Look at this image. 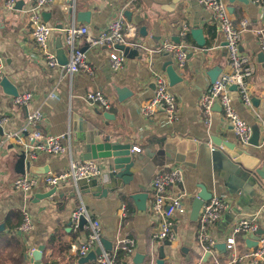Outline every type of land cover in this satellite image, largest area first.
<instances>
[{
	"label": "crops",
	"instance_id": "crops-1",
	"mask_svg": "<svg viewBox=\"0 0 264 264\" xmlns=\"http://www.w3.org/2000/svg\"><path fill=\"white\" fill-rule=\"evenodd\" d=\"M17 1L23 2L22 10L14 9V6L9 9L5 6L7 0H0V56L3 59L0 79L2 76L9 77L18 93L30 92L32 100L27 110L25 106L17 107L13 103V96L5 93L0 86V113L10 116V120L0 128V138L4 132L18 131L25 121L26 113L39 109L42 119L38 129L63 135L62 141L70 146V154L36 152L30 158L31 163L46 172L38 175L66 171L70 159L84 160L79 142L92 120L100 124L108 122L105 131L121 141L130 142L145 159L140 164L143 171L134 175L135 182L141 187L123 186L115 192H108L106 196H95L87 191L77 193L74 197L66 194L58 197L55 194L34 202L35 193L46 192L50 187L41 184L27 193L13 189L11 182L17 176L16 151L24 148L13 141L5 146L0 145V224H3V230L0 231V264H31L28 258L25 259V254L41 245V260L44 264H97V257L95 260L79 262L82 256L78 254L77 246L85 240L88 228H74L70 216L80 201L91 217L99 220L101 236L109 240L112 247L124 237L135 241L133 255H122L118 263L134 264L133 256L140 253L145 255L141 264H149L151 260L156 264L159 246H163L164 264L197 263L199 259H204V254L195 238L197 219H191V206L201 185L212 196L221 197L230 203V208L210 229L211 237L219 247H215L216 254L223 258L227 255L222 244L240 218H254L259 225V234L264 235V184L239 185L237 178L229 174L221 162L211 158V138L239 142L218 103H214L208 114L199 106L201 95L211 84L208 71L214 66H220L222 71L228 70L223 38L215 33L211 25V13L199 0H75L77 11L91 12L90 22L75 23L87 24L93 33L106 29L119 10L123 9L131 10L132 16L143 17L140 25L146 26L150 35L147 38L138 34L132 39L134 44L130 47L138 48V55L126 56L125 66L120 72L111 69L110 50L107 47L89 48L83 39H76L75 48L87 47L85 51L94 69L93 75L85 72L70 75L58 67H49L31 36L30 14L26 10L33 0H15V4ZM226 2L228 7L233 8L230 14L235 21L243 17L249 20V27L242 34L240 48L250 56L255 66L250 90L251 97L259 100L257 105L252 103L246 106L233 90L232 102L246 122L259 128L261 136L264 130V61L261 60L264 57L254 29L264 27V18L259 16V6L250 0ZM64 5L63 0H57L43 8L42 11L51 13L49 24L60 22L66 28L72 23L71 14H68ZM194 24L203 31L204 46H198L190 34ZM58 36H63V32L54 29L50 36V46L54 51L55 38ZM177 36L179 43H176ZM165 41L188 47L191 56L182 69L176 67L171 54L160 48ZM167 61H171L182 78L170 86L176 97L177 117L172 123H167L161 113L146 117L139 110L140 104L154 93L153 72L166 75L162 66ZM94 89L101 90L108 98L110 107L107 110L86 100V92ZM120 96L123 99L120 100ZM106 112L107 119L102 116ZM27 133L22 135L24 143L28 142ZM244 147L264 161L261 146L248 144ZM96 160L102 173L108 170L107 159ZM175 165L182 169L183 180L172 189L186 192L183 201L189 210L176 214V241L169 244L165 241L154 242L151 236L156 222L148 212L152 199L151 182L156 172ZM70 184L68 182L58 187L64 188ZM132 190L147 193L144 210L138 209L130 197ZM123 210L125 216L122 215ZM23 212L29 214L33 227L28 232L19 233L17 228ZM244 235L234 236L238 252L247 249ZM260 264H264V260Z\"/></svg>",
	"mask_w": 264,
	"mask_h": 264
},
{
	"label": "built area",
	"instance_id": "built-area-1",
	"mask_svg": "<svg viewBox=\"0 0 264 264\" xmlns=\"http://www.w3.org/2000/svg\"><path fill=\"white\" fill-rule=\"evenodd\" d=\"M57 0H33L31 6L26 10L29 12V25L31 36L36 44V48L41 53L43 60L49 67H58L64 72L72 75L77 72L94 74L93 67L88 62L86 51L75 48L74 41L83 39L89 48L107 47L109 52L110 67L114 72L123 70L126 62V55L116 46L132 45V39L138 35V28L135 24L126 20L121 9L117 15L109 22L106 29L93 33L87 24H76L72 18V23L62 29L63 44L68 49V61L60 65L56 59V54L50 46V36L54 31L53 25L45 22L41 12L43 8ZM64 8L68 11L75 6V0H63ZM259 6L260 18H264V0H250ZM203 6L211 13V25L215 33L222 36L227 52L228 70L221 71L218 77L211 83L205 93L199 99V106L205 114L210 113L214 103H218L225 120L232 127L238 142L246 146L251 138L253 127L246 122L237 112L233 105L231 92L232 85L236 86L235 91L242 103L251 106L250 80L255 71V66L250 56L241 51V38L243 32L249 27V20L246 17L235 21L228 10L226 0H199ZM15 0H7L5 6L13 8ZM257 35L260 49L264 52V27L254 29ZM160 48L172 55L174 63L178 69H182L187 61L188 47L183 44L173 42H163ZM3 67V59L0 56V71ZM154 93L143 101L139 110L146 117H151L158 113L164 116L167 123H172L176 119V97L171 91L167 76L155 71L153 72ZM86 100L97 103L101 108L107 110L110 102L105 94L99 90H89L85 95ZM32 100L30 92H21L13 96V103L17 107H27ZM42 119L39 109L30 111L22 127L18 131L4 132L0 138V145H5L9 141L21 144L28 158L34 157L36 152L47 154H70V146L63 143V135L45 133L38 129V124ZM10 116L0 113V128L8 121ZM28 132V142L22 141V135ZM259 146L264 150V130L259 137ZM27 147V148H26ZM29 148V150H28ZM135 151L134 148H132ZM102 170L96 159L73 160L70 159L69 167L60 173H49L38 175L25 173L15 176L12 180V187L24 193L30 192L39 185L47 187H58L68 182L75 184L79 179H91L100 176ZM183 180L182 169L178 166H170L165 170L154 174L151 182L152 199L148 206V212L155 219V228L152 232V240L170 241L177 240L176 222L177 212H187L188 205L183 201L187 194L184 190L175 191L173 186L179 185ZM230 208V203L217 196H212L205 200L196 220L195 238L202 250V255L208 253V261L199 259L194 264H260L264 260V235L259 234V225L254 218H240L232 227L231 235L225 241L227 255L223 258L215 253V241L211 237L210 229L220 220L222 214ZM122 215L125 216L123 210ZM84 217L88 228L86 238L77 246L80 256H85L95 247H101V252L97 255V264H117L116 254L118 251L124 252L126 257H131L135 250V241L131 238H121L117 240L110 250L104 249L101 244V224L97 218H92L88 209L82 201L72 211L70 220L74 228L78 227V221ZM33 227L31 218L27 212H23L22 221L17 228L19 233H25ZM235 234H245L252 236L255 245L246 246L243 252L236 249ZM35 248H31L34 250ZM149 264H155L151 260Z\"/></svg>",
	"mask_w": 264,
	"mask_h": 264
},
{
	"label": "water",
	"instance_id": "water-1",
	"mask_svg": "<svg viewBox=\"0 0 264 264\" xmlns=\"http://www.w3.org/2000/svg\"><path fill=\"white\" fill-rule=\"evenodd\" d=\"M234 0H229L232 3ZM241 2H246L247 0H238ZM22 1H17L14 5V9L22 10ZM229 12L233 11L232 7H228ZM68 14L76 22H90L91 12L89 10H76L75 6L68 10ZM127 21L132 22L136 26H139L143 20L138 16H132L133 12L131 10H124L123 12ZM42 18L45 22L51 20V13L42 11ZM53 27L55 30L62 31L63 25L60 22H54ZM138 34L150 38L147 33L146 26L140 25L138 27ZM190 34L197 43L198 46H204L205 38L203 36L202 29L194 24L190 29ZM160 39V37L158 38ZM176 43H179L178 36L176 37ZM143 47V45H141ZM56 59L60 65H64L68 61V49L63 44L62 36L55 38L54 42ZM118 49L122 50L123 53L128 56L138 55V48H131L129 45H117ZM140 47V46H139ZM87 47L81 48L85 51ZM168 53V52H167ZM166 54V53H164ZM261 55L264 57V52L261 51ZM191 54L187 55L189 58ZM264 61V58L261 60ZM162 70L165 71L169 86H173L182 80L181 76L178 74L171 61H167L163 64ZM222 69L220 66H214L208 71L211 83L218 77ZM0 86L3 91L12 96L18 94L17 88L15 87L12 80L7 76H2L0 79ZM231 89L235 90L236 86L232 85ZM120 100L123 99L119 98ZM253 104L258 103V99L255 97L251 98ZM27 110V107H24ZM28 112V111H27ZM97 112V111H96ZM99 114V112L97 113ZM27 115V113H26ZM103 118L107 119V112L102 113ZM108 126V122L98 123L94 120L88 125V131L82 136L80 143V149L83 159H107L108 160V170L101 173L100 176L91 179H79L75 184L67 185L66 187H51L46 192L35 193L33 195L34 202L41 199H47L53 195L58 197H63L64 194L74 197L77 193L91 192L95 196H106L108 192H115L123 186L135 185V187H141L140 184L135 182V173H141L143 170L140 166L144 162V157L133 151V146L130 142H124L116 138L112 133L105 131V127ZM260 131L259 128L253 127L251 138L248 142L249 145L258 147L259 146ZM213 142L212 155L211 158L215 162H221L229 172L234 177L237 178L238 184L253 186L262 182L264 184V161L263 159L251 153V150L245 148L240 143L229 142L221 139L211 138ZM15 173L17 176L24 175L26 172L33 174H43L46 173L42 171L40 167L34 166L31 163V159L26 156L24 149L19 148L16 151V161H15ZM136 183V184H135ZM201 190L195 197L191 206V219L196 220L199 209L205 200L212 197V193L208 191L204 186H199ZM130 197L134 200L136 206L140 210H144L146 205L147 193L145 191L138 192L132 190ZM86 220L81 217L78 221L79 228H82ZM3 230V224H0V231ZM244 240L247 246L255 245L252 236L244 235ZM167 244L170 241H165ZM101 244L104 249L110 250L112 244L109 240L101 238ZM224 250H226L225 243L222 244ZM215 247L219 248L217 245ZM43 246H38L34 250H29L25 254V259H29L31 264H44L41 260ZM101 252V247L97 246L90 250L85 256L79 258L80 263L87 262L89 260H95L97 255ZM159 257L155 260L156 264H164L163 262V246L158 247ZM144 254L136 253L132 262L134 264H141L144 259ZM209 254H204L203 261L207 260Z\"/></svg>",
	"mask_w": 264,
	"mask_h": 264
},
{
	"label": "trees",
	"instance_id": "trees-1",
	"mask_svg": "<svg viewBox=\"0 0 264 264\" xmlns=\"http://www.w3.org/2000/svg\"><path fill=\"white\" fill-rule=\"evenodd\" d=\"M213 29H214V28H213ZM188 36H189V34H188ZM188 36H187V37H188ZM122 255L125 256L124 252H122V251H118V252H117V254H116V261H117V264H120V263H118V260L120 259V257H121Z\"/></svg>",
	"mask_w": 264,
	"mask_h": 264
},
{
	"label": "rangeland",
	"instance_id": "rangeland-1",
	"mask_svg": "<svg viewBox=\"0 0 264 264\" xmlns=\"http://www.w3.org/2000/svg\"><path fill=\"white\" fill-rule=\"evenodd\" d=\"M233 90V89H232ZM3 146H5V145H3ZM11 186H12V182H11ZM13 188V187H12Z\"/></svg>",
	"mask_w": 264,
	"mask_h": 264
}]
</instances>
